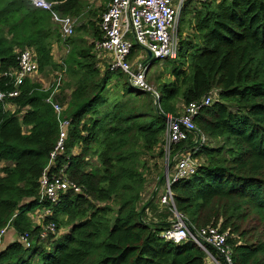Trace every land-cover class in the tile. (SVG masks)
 <instances>
[{
	"label": "trees",
	"instance_id": "trees-1",
	"mask_svg": "<svg viewBox=\"0 0 264 264\" xmlns=\"http://www.w3.org/2000/svg\"><path fill=\"white\" fill-rule=\"evenodd\" d=\"M45 1L59 16L85 23L75 27L56 62L53 46L62 42L51 12L26 0H0V92L13 90L6 74L25 48L35 52L38 73L65 68L53 101L64 107L61 119L70 125L50 173L80 191L66 190L56 206L38 200L58 120L47 103L52 89L26 79L8 101L14 111L0 103V230L10 228L0 264H206L193 242L161 238L173 212L159 204V189L143 200L146 156L159 150L164 157L165 117L178 115V102L184 107L206 96L212 103L194 124L208 144H195L190 134L174 149L183 151L187 142L201 158L192 173L172 183L174 210L195 231L219 226L227 232L232 264H264V0H185L178 35L190 32L181 40L187 50H179L167 71L157 104L122 72L98 66L100 15L89 0ZM45 208L52 215L36 225L35 211ZM49 223L55 233L40 239ZM13 234L27 235L30 248Z\"/></svg>",
	"mask_w": 264,
	"mask_h": 264
},
{
	"label": "built area",
	"instance_id": "built-area-1",
	"mask_svg": "<svg viewBox=\"0 0 264 264\" xmlns=\"http://www.w3.org/2000/svg\"><path fill=\"white\" fill-rule=\"evenodd\" d=\"M30 4L44 11L51 12V20L57 26L62 44L71 38L76 27V19L59 16L51 11V5L45 0H26ZM185 0H109L104 11L100 14L98 29L100 40L95 43V50L99 57L103 55L105 65L98 66L101 69L107 67L110 72H122L127 76L131 87L150 94L157 104L159 95L147 82L148 64L142 65L145 60L144 49L152 54V60L164 61L176 57L177 24ZM138 47L140 52H133ZM67 48V47H66ZM137 50V51H138ZM67 53V50L64 54ZM38 65L33 49L25 48L17 53V67L11 73L6 74L13 80V90L0 92V103H5V109L14 111L16 107L8 101L19 94V86L24 80L33 81L38 76ZM66 78V70L62 67L53 75L50 88L52 93L47 103L58 120V139L53 151L49 155V164L44 169L38 181L37 197L40 202H49L52 206L59 203V198L66 190L72 189L79 192V188L69 183L60 174H51L56 159L64 153L69 128V120L61 119L64 107L53 101V95L62 87ZM48 88H44L48 90ZM212 98L204 97L199 103L192 102L183 107L177 116L165 117V129L160 149L169 163L163 180L161 195L158 202L172 208L173 219L169 228L161 233V238L166 242L178 245L191 241L205 254L206 264H232V250L228 240V233L222 232L219 226L206 227L195 231L186 223L184 218L174 210L172 183L185 178L194 170L190 155L184 151L172 150L182 141H186L190 134L194 140L204 142L205 138L196 133L194 118L204 107L211 105ZM171 158V160H170ZM4 164L0 162V172ZM173 167V168H172ZM1 176V173H0ZM38 201V202H39ZM34 213L32 221L41 225L46 218L52 215L51 208L38 209ZM6 226L0 230V252L3 239L9 230ZM40 239H44L48 233H55V226L49 223L42 227ZM13 241L19 242L24 248H30L32 243L27 235L13 234ZM213 251V253H212Z\"/></svg>",
	"mask_w": 264,
	"mask_h": 264
},
{
	"label": "rangeland",
	"instance_id": "rangeland-1",
	"mask_svg": "<svg viewBox=\"0 0 264 264\" xmlns=\"http://www.w3.org/2000/svg\"><path fill=\"white\" fill-rule=\"evenodd\" d=\"M109 0H89L88 1V4L90 6H92V8L94 7V9L98 10L97 14L98 16L104 11L106 5L108 4ZM99 19V18H98ZM96 18L95 17H92L90 19V21L92 22H95ZM98 21V20H97ZM82 23H85V21H77L76 22V27L80 26ZM97 23V22H95ZM178 26H179V21H178V24H177V34L175 32V40H176V57L178 56V52L179 50H182L183 52H185L187 50V48L185 46H183L182 44V41L183 39L187 38V36L190 34V32L188 33V30H186V28L183 29V33L180 37V35H178ZM183 38V39H182ZM61 48H62V53H55V58L57 60H59L60 57L63 56L64 52L67 50V46L66 44H61L59 45ZM137 52H140V49L137 51ZM171 59V58H168L164 61H161V62H156V61H149V64H148V72H147V77H146V80L148 82V84L155 90V91H158V88L160 87V85L164 82L167 81V79H169L168 75L169 73L167 71H169V69L173 66V64L176 62L175 59ZM146 59V57H145ZM167 72V73H166ZM41 78V79H40ZM45 79H43V77H39V80H42L44 81V83H47V85L50 86V79H47L46 76L44 77ZM43 83V84H44ZM40 85H43L41 83H39ZM43 87V86H42ZM155 105V104H154ZM183 110V105H182V102H178L177 103V114L179 115ZM206 140V139H205ZM204 144H208L207 140ZM189 145L188 143H184V153L185 155H190L191 157V162L193 163V165L197 164L200 162V157L197 155L196 152H194L193 150L189 149L188 148ZM176 149V147L174 148ZM174 149L172 150V154L174 153ZM159 153L160 151L157 150V151H154L152 155H147L146 156V167L147 169H145L144 171V176H145V179H146V185H145V192H144V195H143V200H147V198L151 195V193H155V191L157 189L158 190V195H161L162 193V188H163V185L160 187V188H157V182L159 181L158 178L160 176V178L162 176H164L165 174V170H167V165L169 164L167 162V160L165 159V156L162 158V157H159ZM193 155V157H192ZM171 160V158H170ZM173 168V167H172ZM158 195L156 196V199L158 197ZM157 200H155V203L157 204L156 202ZM158 207V204L157 206ZM158 209L160 210V208L158 207ZM37 213V212H35ZM66 232V230H65Z\"/></svg>",
	"mask_w": 264,
	"mask_h": 264
},
{
	"label": "crops",
	"instance_id": "crops-1",
	"mask_svg": "<svg viewBox=\"0 0 264 264\" xmlns=\"http://www.w3.org/2000/svg\"><path fill=\"white\" fill-rule=\"evenodd\" d=\"M62 53V48L59 46V45H54L53 46V57H54V60L56 61V62H59V60H57L56 58H55V53ZM60 59V58H59ZM149 64V63H148ZM100 65H105V60H103V55H100ZM56 71H52V70H50V69H47V70H45V71H43L42 73H39L38 74V76L37 77H35V78H33V81L34 82H37V83H41V84H43L44 83V81H42V80H39V77H43V79H45L44 77L46 76V78L47 79H50V80H52V78H53V75H54V73H55ZM147 72H148V69H147ZM41 79V78H40ZM50 82H52V81H50ZM51 84V83H50ZM41 86H43V88H48L49 87V85H47V83H44L43 85H41ZM159 208H160V211H161V205H159L158 206ZM158 209V208H157ZM159 210V209H158ZM11 238H13V235L11 236ZM7 242V239H5V237H4V239H3V243L4 242ZM3 245V244H2Z\"/></svg>",
	"mask_w": 264,
	"mask_h": 264
},
{
	"label": "water",
	"instance_id": "water-1",
	"mask_svg": "<svg viewBox=\"0 0 264 264\" xmlns=\"http://www.w3.org/2000/svg\"><path fill=\"white\" fill-rule=\"evenodd\" d=\"M144 53H145V55H146V59L143 61V63H142V65L144 66V65H146V64H148L149 63V61H151L152 60V54L148 51V50H146V49H144ZM199 142V139L197 140V141H195V144H197ZM189 149H190V147H189ZM165 176V175H164ZM164 176H162L160 179H159V181H158V185L161 183V182H163V180H164ZM158 185H157V188H158ZM155 196V193H153L152 194V198ZM151 198V199H152Z\"/></svg>",
	"mask_w": 264,
	"mask_h": 264
}]
</instances>
